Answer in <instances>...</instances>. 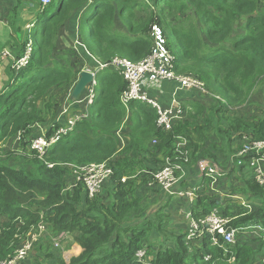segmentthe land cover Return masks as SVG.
<instances>
[{
	"label": "trees",
	"instance_id": "16d2710c",
	"mask_svg": "<svg viewBox=\"0 0 264 264\" xmlns=\"http://www.w3.org/2000/svg\"><path fill=\"white\" fill-rule=\"evenodd\" d=\"M141 6L152 10L145 20L136 17ZM191 13L198 26L184 23ZM40 16L31 32L34 49L28 66L18 72L11 64L12 71L0 76L8 81L0 92V261L13 255L43 223L50 232L73 234L83 249L69 262L60 258L53 264H259L264 240H248L245 230L257 227L264 234V184L250 164L258 152L239 153L246 144L264 141V107L260 114L248 111L253 83L264 77V0H53L40 7ZM241 20L245 30L235 37ZM154 24L164 29L176 56V71L197 75L205 82L206 94L219 92L226 101L219 106L213 97L211 106L182 102L181 118L171 130H163L152 106L136 101L124 105L127 81L107 66L98 69L90 117L79 119L73 132L40 158L29 147L31 128L41 123L49 137L68 125L58 122V108L72 102L69 88L81 72L80 59H89L94 67L99 64L95 60L108 63L115 56L139 61L151 52ZM63 33L66 40L71 37L69 48L61 44ZM49 93H54L53 101H45ZM130 115L127 145L122 146L118 131ZM22 132L26 133L19 137ZM14 137L20 154L1 147ZM201 159L226 164L224 172L212 178L204 175L211 184L219 177L221 192L197 186L192 220L199 222L214 211L239 230L234 241L222 238L214 244L209 237L189 239L186 234L176 235L174 247L148 243L151 221H136L142 207L137 181L142 177L138 183L149 185L153 172L169 163L185 167ZM92 162L112 168L107 178L113 184L110 202L99 193L90 197L83 182L67 189L70 165ZM48 248L54 250L52 243L42 251ZM141 248L146 250L144 258L137 255ZM50 252L45 259L53 258ZM40 259L41 255L36 261Z\"/></svg>",
	"mask_w": 264,
	"mask_h": 264
},
{
	"label": "built area",
	"instance_id": "2783aa9c",
	"mask_svg": "<svg viewBox=\"0 0 264 264\" xmlns=\"http://www.w3.org/2000/svg\"><path fill=\"white\" fill-rule=\"evenodd\" d=\"M53 0H40V7L51 4ZM33 28V25L28 28ZM31 28V29H32ZM151 38L153 45L151 52L139 61H131L122 56H115L110 62L102 63L98 61L100 67L94 71L92 67H85L84 70L91 71L94 75L92 83L87 87L88 97L87 104L91 105L96 99L97 75L98 69L105 67H114L123 75L127 81V89L122 94V102L125 106H129L131 102L136 101L142 104H147L156 109L158 118L157 125L163 130H171L173 122L181 118L183 113L182 103L178 110L174 113L176 98H173L168 107L161 105L157 97L151 94L152 90H160L165 81L177 83L181 89H198L201 92L207 93L205 82L191 74L179 73L175 69L176 56L168 46L167 38L164 35V29L159 24H154L151 27ZM34 42L32 38L28 39L25 53L17 58L13 67L18 72L28 66L32 57ZM10 51L5 49L0 52V60L11 56ZM97 65V66H98ZM79 119H73L68 122L65 127L58 128L51 139L46 135H41L33 139L31 143L32 149L36 150L40 158H44L48 147L59 140L62 136H67L73 132L76 122ZM24 132L19 134V137ZM258 152L255 160L250 164L254 167L257 179L264 184V141H259L254 144H246L240 151L239 155L243 156L247 152ZM188 161L187 156L184 158ZM48 167H54L53 163L47 162ZM73 172L76 175L77 182H83L87 193L90 197H95L102 189L104 181L112 174V168L106 162H95L86 165H72ZM200 169L207 176L218 174V169L208 162H200ZM184 166L180 163H169L160 171L153 174L152 182L158 184L168 195H180L193 201L195 198L194 190H181L178 188L180 177L179 171H183ZM230 220L223 219L214 211L201 221L190 223L188 229V238H199L202 236L209 237L214 244H219L221 239L226 242H233L235 234L239 231L236 227L229 225ZM46 229L43 223L40 224L39 230L29 232L27 238L22 242L21 246L16 249L15 253L5 260H1L0 264H18L23 261L28 254L34 249L35 244L42 237V232ZM1 231V230H0ZM211 236V237H210ZM146 253L145 248L139 249L137 255L139 258H144ZM207 259L209 258L206 257Z\"/></svg>",
	"mask_w": 264,
	"mask_h": 264
},
{
	"label": "crops",
	"instance_id": "0c3cea01",
	"mask_svg": "<svg viewBox=\"0 0 264 264\" xmlns=\"http://www.w3.org/2000/svg\"><path fill=\"white\" fill-rule=\"evenodd\" d=\"M27 1V3L25 2ZM40 14V3L39 0H0V52L2 50H9L11 51V56L7 57L8 60H6L4 68L0 65V74H2V69L4 70V74H7V70L9 73L11 70V64L13 66L14 61L19 58V56H22L27 48L28 39L31 37V32L33 31L34 27L28 28L29 26L33 25L35 26L37 22L41 19ZM71 40V37L69 38ZM62 44V42H61ZM78 42H76L75 45H77ZM63 47L69 48L71 47L70 43L64 39ZM81 64L79 69L84 70L85 67H92L94 71L97 69L93 65L95 63H91L89 59L81 58L80 59ZM95 62H98V60H95ZM84 64V65H82ZM80 72L78 73L77 77L74 79V84L79 76ZM97 79V85H98V75L96 77ZM3 83L0 84V86ZM74 85L71 84L69 91L71 94V89ZM88 87V86H87ZM3 89V88H1ZM183 89L175 83L170 81H165L164 85L162 87V92L160 90H152L151 94L158 98L161 105L164 107H168L173 100V98L178 99V96L181 94L180 92ZM3 91V90H2ZM87 91V88L86 90ZM167 91V94L165 93ZM98 92V88L96 89V94ZM70 94L68 96V100L72 101L70 98ZM204 92L201 91H193L190 92V94H186L182 96V102L188 101V100H196L200 103L206 104V106H211L214 104V100L211 98L209 94H206L204 96ZM79 102V103H78ZM87 102V101H86ZM217 102V101H216ZM257 102V101H256ZM95 103L94 102L91 105L87 104L86 109L85 106L82 105V102L80 100V97L75 102H69L68 104H65L64 109L62 106H59V113L57 120L58 122H63L66 124L70 120L73 119H83V118H89L91 108L93 107ZM218 103V102H217ZM69 107V108H68ZM68 109H70L68 111ZM257 110L256 107H252L250 104H248V111L250 113L255 114ZM260 114V113H259ZM89 116V117H88ZM132 115L128 117L122 128L118 131V134L120 137H122V146L127 145L128 141V132L127 130L130 129V125L132 123ZM47 132V126L42 125L41 123H37L34 126H32L31 131L29 133V136L35 137L36 135L39 136L41 134H44ZM6 142V141H5ZM19 141L16 137L11 138L5 147L3 145L1 146L2 149H10L14 150L15 153L20 154L22 151L18 150ZM30 147V146H29ZM16 148V150H15ZM28 156V152L25 153ZM200 162H208L209 164L214 165L217 167L218 170L224 172V166L221 164H218L216 161H212L210 159H201L198 162H193L192 164L185 166L183 171H179L180 175V182L178 188L181 190L185 189H197L199 188L197 186H201V188L211 189L216 194L218 192H221L218 189V180L214 182V184H211L210 182H206L204 180V172L200 169ZM72 166V165H70ZM23 167V166H22ZM156 172V171H155ZM153 172V173H155ZM126 181V177L123 179ZM142 180V177L139 178L137 182H140ZM236 180L237 177H232V181ZM77 179L76 175L74 174L72 170V174H70L68 187L67 189H70L77 185ZM152 184H155L152 182V179L149 181V185H140L136 191L138 197H142V207L136 212V215L138 216L136 221H145L148 220L151 221V224L149 226V230L146 235V240H148V243L157 246H160L162 244L161 242H165V244L168 245V247H174L176 246L175 237L176 235H186L188 225H189V219H192V206L195 204V201L198 197V191H197V197L195 194L196 199L191 202L188 198V201L186 199H183L181 197H168L166 193L162 190L160 186L155 184L152 186ZM112 182L110 180H105L103 183V187L101 191L99 192V197H103L105 202H110L111 193L112 190ZM235 198L240 199V197L234 196ZM244 200V199H242ZM159 215L158 217H156ZM181 215V216H180ZM185 218V219H184ZM189 218V219H188ZM187 219V220H186ZM186 220V221H185ZM192 221V220H191ZM190 226V225H189ZM43 238L41 240V243H39L35 250H38L42 248L44 250L50 243H52L54 250L52 249L53 258L50 259L49 264H53L58 261V257L61 258H71L73 256H78L82 251V247L78 243V241L75 239L73 234L67 233V232H58L54 233L53 230L51 232L46 228L43 232ZM155 235V237L153 236ZM160 238V239H159ZM145 244V243H144ZM259 243H256L258 246ZM64 246L66 250L64 249ZM155 247V248H156ZM72 249H76L77 254L73 255L70 254V257L66 255V253L71 252ZM194 250V249H193ZM192 250V251H193ZM51 251V250H50ZM61 254H59V252ZM37 253V252H36ZM61 255V256H60ZM263 255V256H262ZM261 257V258H260ZM260 264L264 263V254L260 255ZM152 256L148 258L149 261H151ZM69 260V259H67ZM28 264H31L29 261H26ZM24 261V263L26 264ZM67 262V261H66Z\"/></svg>",
	"mask_w": 264,
	"mask_h": 264
},
{
	"label": "rangeland",
	"instance_id": "374dc122",
	"mask_svg": "<svg viewBox=\"0 0 264 264\" xmlns=\"http://www.w3.org/2000/svg\"><path fill=\"white\" fill-rule=\"evenodd\" d=\"M26 3H27V1H25ZM150 11H152V10H150L149 8H146L145 6H141V7H139V8H137L136 9V17H137V20H145V19H147L148 18V15H149V13H150ZM186 22V24H188V23H190V22H193L196 26H198V24L196 23L197 22V20H196V18H195V15H193L192 13L188 16V18L187 19H185L184 20V23ZM42 24H43V22H41ZM41 24V25H42ZM236 27V26H235ZM245 27H244V21L243 20H241V22L238 24V28L236 29V31L233 33V36H237L238 34H239V32H243V30H245L244 29ZM65 34L66 33H63L62 34V36L60 37V40H62L61 42H62V44H63V40L64 39H66L65 38ZM69 39H67V41H68ZM76 42H78V41H76ZM79 43V42H78ZM230 42H228V44H229ZM81 44V43H80ZM9 53H11V51L9 52ZM6 60H8L7 58H5V59H3V60H0V65H1V67L2 68H4V66H5V61ZM4 70L5 69H2V74H0V76H2V77H4L5 78V76H4ZM20 72V71H19ZM195 75V74H194ZM197 76V75H196ZM4 78H0V84L1 83H4L5 81H6V79H4ZM5 83H8V81H6ZM254 87H253V91H252V94L254 95V98L252 99H248L249 100V103L248 104H250L252 107H256V109L257 110H262L263 109V107H264V96H263V86H264V77H261V78H256L255 79V81H254ZM244 90H245V87L243 86L242 87ZM193 91H200V90H198V89H183L180 93V95L178 96V99H176V102H175V109H174V113L178 110V108H179V105L182 103V96H184V95H186V94H190V92H193ZM0 92H2V89H1V86H0ZM166 94H167V91L165 92ZM218 94H211L210 96H212L213 98H214V100L216 101L217 100V102H218V106L222 103V101H226V99H224V97L222 96V94L221 93H219V92H217ZM88 91H84L83 92V94L80 96V100H81V102H82V105H84L85 107V109H86V107H87V102H86V99H87V97H88ZM258 94V95H257ZM54 93H52L51 95H50V93L46 96V99H45V101H53V99H54ZM211 97V98H212ZM257 101V102H256ZM79 103V102H78ZM246 103L247 102H244L242 105H246ZM223 104V103H222ZM226 104V103H225ZM69 108V107H68ZM70 109H68V111H69ZM261 111H256L255 110V113H257V114H259ZM232 117H234V115L232 114V116H228L227 118H232ZM66 124H68V122L66 123ZM26 133V132H25ZM25 133L23 134V136L25 135ZM194 137V136H193ZM11 138H8L7 139V141L4 143V141H3V143H2V145H3V147H5V145H7V142L10 140ZM194 139L197 141V142H199V138H196V137H194ZM6 140V139H5ZM3 154V153H2ZM194 162V161H193ZM92 163H95V162H92ZM218 164H220V163H218ZM223 166L226 164V161L225 162H223V163H221ZM72 169H73V167L72 166H70ZM178 176L180 177V175L178 174ZM133 178V177H132ZM155 182V184H157L156 183V181H154ZM180 182V181H179ZM155 184H152V186H154ZM78 185V184H77ZM137 185H139V183L137 182ZM158 185V184H157ZM76 186V185H75ZM74 186V187H75ZM226 188H223V191H222V193H225V191H227V190H225ZM194 190V189H193ZM168 197H181V198H183V199H186L187 201H188V199L186 198V197H184V196H180V195H168V193L166 194ZM159 215H157L156 217H158ZM181 216V215H180ZM185 219V218H184ZM189 219V218H188ZM187 220V219H186ZM185 220V221H186ZM191 220L192 219H189V225H190V223H191ZM188 225V229L190 228V226ZM188 229H187V231H188ZM251 230L252 231H250V230H245V233L246 234H248V240H254L255 242H258V241H260V240H264V234L262 233V232H259V229H257V227H252L251 228ZM244 232V231H243ZM259 232V233H258ZM262 234H263V236H262ZM154 237H155V235H153ZM262 236V237H261ZM160 239V238H159ZM162 248H167V246L165 245V244H162ZM64 249L66 250V248H65V246H64ZM37 252V250H32L29 254H28V256L23 260V261H29L31 264H38L40 261H42L43 262V264H49L50 263V259H45L44 257L50 252V249L48 248L47 249V251L45 250L44 252L42 251V249L41 250H38V252ZM61 252L62 251H60L59 252V254H61ZM50 254H52V253H50ZM70 254H73V255H76L77 254V252H76V249H72L71 250V252H69V253H66V255L67 256H69L70 257ZM260 254H264V245H263V247H262V250H261V252H260ZM42 256L43 257V259H40V261H36L37 259H38V257L39 256ZM61 256V255H60ZM263 256V255H262ZM61 257H58V259H60ZM261 258V257H260ZM260 258L258 259V261H259V264H260ZM67 259H69V260H67ZM70 259L71 258H66L65 260L67 261V262H69L70 261ZM262 264V263H261Z\"/></svg>",
	"mask_w": 264,
	"mask_h": 264
},
{
	"label": "water",
	"instance_id": "95a60500",
	"mask_svg": "<svg viewBox=\"0 0 264 264\" xmlns=\"http://www.w3.org/2000/svg\"><path fill=\"white\" fill-rule=\"evenodd\" d=\"M94 75L91 71L81 70L70 94V98L73 102L83 94L87 86L92 83Z\"/></svg>",
	"mask_w": 264,
	"mask_h": 264
},
{
	"label": "clouds",
	"instance_id": "9594fccd",
	"mask_svg": "<svg viewBox=\"0 0 264 264\" xmlns=\"http://www.w3.org/2000/svg\"><path fill=\"white\" fill-rule=\"evenodd\" d=\"M33 27H35V26H33ZM30 38H31V37H30ZM97 87H98V85H97ZM61 127H63V126H61ZM59 128H60V127H59ZM44 134H45V133H44ZM44 134H41V135H44ZM41 135H39V136H41ZM45 135H46V134H45ZM53 135H54V134H52V135L49 136V137L46 135V137H48V139H51V137H52ZM67 136H68V135H67ZM36 137H38V136H35L34 138H36ZM34 138H33V139H34ZM63 138H64V137L62 136L59 140H57L55 143H53L52 145H50V146L48 147V150H49L53 145H55L57 142H60ZM33 139H32V141H33ZM32 141H31V143H32ZM31 143H30V147H31ZM31 149H32V147H31ZM48 150H47V152H48ZM46 154H47V153H46ZM46 154H45V155H46ZM46 163H47V162H46ZM72 170H73V169H72ZM219 171H220V170H219ZM219 171H218V172H219ZM204 175H205V173H204ZM205 176H207V175H205ZM209 177H211V176H209ZM211 178H212V177H211ZM218 178H219V177H218ZM185 190H186V189H185ZM192 190H193V189H192ZM163 191H164V190H163ZM197 191H198V190L195 188V189H194V193L196 194V197H197ZM164 192H165V191H164ZM165 193H166V192H165ZM166 194H167V193H166ZM196 197L194 198V200L196 199ZM194 200H193V201H194ZM193 201H191V202H193ZM186 234H188V231H187ZM207 257H208V256H207ZM206 259H207V258H206Z\"/></svg>",
	"mask_w": 264,
	"mask_h": 264
}]
</instances>
